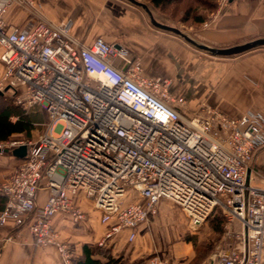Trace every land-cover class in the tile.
Listing matches in <instances>:
<instances>
[{
	"label": "built area",
	"instance_id": "2783aa9c",
	"mask_svg": "<svg viewBox=\"0 0 264 264\" xmlns=\"http://www.w3.org/2000/svg\"><path fill=\"white\" fill-rule=\"evenodd\" d=\"M233 1L216 0L215 13ZM36 6L34 0H0V93L24 113L45 116L35 140L0 141V157L25 147L0 182V234L6 229L0 241L25 229L33 247H52L60 264H71L69 245L51 226L54 215L78 225L86 214L77 202L89 201L103 227L96 245L121 232L130 243L136 228L167 202L190 232L213 209L223 214L227 232L206 264H241L243 228L244 264H263L264 188L250 184L249 164L264 147V115L229 118L203 105L187 117L168 80L144 77L125 48L100 37L85 44L70 35L68 23L27 18L12 26L4 20L12 8L34 17ZM40 191L45 198L38 205ZM234 222L239 231L231 237Z\"/></svg>",
	"mask_w": 264,
	"mask_h": 264
},
{
	"label": "crops",
	"instance_id": "0c3cea01",
	"mask_svg": "<svg viewBox=\"0 0 264 264\" xmlns=\"http://www.w3.org/2000/svg\"><path fill=\"white\" fill-rule=\"evenodd\" d=\"M137 1L147 7L157 23L178 29L194 42L207 47L226 48L264 39V0H235L216 13L215 6L198 26L171 20L143 0ZM34 3L37 5L34 17L12 8L4 20L12 26L21 25L27 18L54 25L68 23L70 35L85 44L100 37L125 48L130 58L140 62L144 77L168 80L169 91L183 98V114L187 117L198 113L203 105H209L229 118L246 111L264 115V47L210 60L206 56L214 57L198 53L181 38L151 26L143 10L122 0H34ZM204 23L206 27H203ZM113 63L117 67L122 66L117 59ZM31 114L36 119L34 130L38 128L40 131L36 124L45 120L43 112ZM26 141L33 140L27 138ZM18 163L19 159L11 155L0 157V182L12 173ZM249 172L252 176L250 184L263 189L264 147L253 154ZM44 198L45 192H38L37 204H42ZM2 203L0 201V209ZM77 203L87 213L82 223L72 225L62 214L51 219L54 231L69 245L72 259L81 255V247L85 246L92 259L103 261L102 253H108L113 258L120 257L123 264H206L208 260L209 255L198 260L191 242L185 240L190 231L188 234L187 231L177 232L173 236L163 231L166 217H152L139 225L130 243L126 242V232H121L111 241L97 246L103 234V227L98 222L99 214L90 202L80 199ZM171 219L169 217L168 220ZM206 229L210 233L208 226ZM223 231L227 232L225 225ZM238 231L239 225L234 222L229 228L230 236L234 237ZM5 233L6 229L0 236ZM16 236L6 243L0 241V264H60L52 247H33L25 229ZM262 261L264 264V248Z\"/></svg>",
	"mask_w": 264,
	"mask_h": 264
},
{
	"label": "trees",
	"instance_id": "16d2710c",
	"mask_svg": "<svg viewBox=\"0 0 264 264\" xmlns=\"http://www.w3.org/2000/svg\"><path fill=\"white\" fill-rule=\"evenodd\" d=\"M126 2L125 0H122ZM152 8L171 18V20H179L183 24H191L198 26L206 19V15L211 13L215 8L216 0H143ZM127 3V2H126ZM169 11V12H166ZM179 14V17L177 15ZM198 51V50H197ZM201 52V51H200ZM14 118L15 120H11ZM34 115L31 113H23L18 107L12 103V97L0 96V141L9 138H30L31 131L34 130ZM0 201H3L0 197ZM3 204V203H2ZM224 218L220 214L219 209H213L209 214L206 223L209 231L215 235L214 241L217 243L223 234ZM190 242V239L185 238ZM206 255L201 253L198 260ZM103 261L92 259L89 256L87 247H81V255L71 260V264H123L120 257L113 258L108 253H102Z\"/></svg>",
	"mask_w": 264,
	"mask_h": 264
},
{
	"label": "water",
	"instance_id": "95a60500",
	"mask_svg": "<svg viewBox=\"0 0 264 264\" xmlns=\"http://www.w3.org/2000/svg\"><path fill=\"white\" fill-rule=\"evenodd\" d=\"M125 1L128 4H130L134 7H138L141 10H143L144 13L148 17L150 25L153 26L154 28L161 30V31H165V32L170 33L174 36H177V37L181 38L184 42H186L188 45L193 47L194 49L201 51V52H203V53H205L211 57H214V58L233 57V56H237V55L246 53L248 51L254 50L256 48L264 47V39H255V40H252V41L244 43V44L235 45V46L226 47V48L207 47V46H204V45H201L199 43L194 42L192 39H190L189 37L184 35L178 29L157 23L152 18L147 7L144 4L138 2L137 0H125ZM113 47L118 48L117 45H113ZM0 95H1V93H0ZM24 155H25V147L24 146L18 147L16 149H14L13 151H11V156H13L17 159L23 158ZM247 185H248V172L246 173L245 180H244V186L246 187ZM246 199H247L246 198V191H244V216H245ZM246 248H247L246 229L243 228V260H242L241 264H244V260H245V256H246Z\"/></svg>",
	"mask_w": 264,
	"mask_h": 264
},
{
	"label": "rangeland",
	"instance_id": "374dc122",
	"mask_svg": "<svg viewBox=\"0 0 264 264\" xmlns=\"http://www.w3.org/2000/svg\"><path fill=\"white\" fill-rule=\"evenodd\" d=\"M138 2H140V1H138ZM166 12H169V11H166ZM177 17H179V14L177 15ZM197 52L202 53L199 51H197ZM206 58L210 59V60H216L217 59V58H209L208 56H206ZM29 113H31V112H29ZM38 132H39L38 128L36 130H34L33 132H31L30 140H34L36 138ZM16 139H24V138L16 137ZM7 177H5L4 179H6ZM251 178H252V176H251ZM261 178L264 179V177H261ZM85 214L87 216V213H85ZM220 214L222 215V217H224L221 212H220ZM154 217H158V218L159 217H166L167 220H165V222L163 224V226L165 227V229L163 231L169 233L171 236H173L177 232L180 233L182 231H187V234L189 233L188 230L186 229V219L183 216V214L179 211V209L173 207L171 204H169L167 202H161L160 203L157 215ZM169 217H172V219L174 218V222H172V219L169 221L168 220ZM206 228H207V223H205V225L203 227L202 226L199 227L196 231L190 232L191 234H188V236H187V238L190 239L192 250L194 253H196L197 256H199L201 253H203L205 255H210L211 252L213 251L214 245L216 244V242L214 241L215 235L212 234L211 232L208 233ZM224 231H223V233H224ZM221 237H222V234H221L220 238Z\"/></svg>",
	"mask_w": 264,
	"mask_h": 264
}]
</instances>
